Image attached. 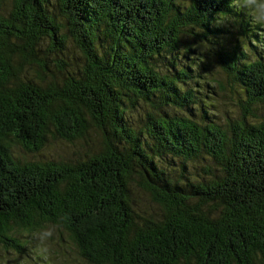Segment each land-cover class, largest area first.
<instances>
[{
	"label": "trees",
	"instance_id": "1",
	"mask_svg": "<svg viewBox=\"0 0 264 264\" xmlns=\"http://www.w3.org/2000/svg\"><path fill=\"white\" fill-rule=\"evenodd\" d=\"M238 1L0 0V248L49 226L96 264H264V57L241 51L264 24Z\"/></svg>",
	"mask_w": 264,
	"mask_h": 264
},
{
	"label": "rangeland",
	"instance_id": "2",
	"mask_svg": "<svg viewBox=\"0 0 264 264\" xmlns=\"http://www.w3.org/2000/svg\"><path fill=\"white\" fill-rule=\"evenodd\" d=\"M260 2H264V0H260ZM246 6L245 0H239L236 3V7L241 8ZM260 14H264V10L259 8ZM233 15L231 14H219L215 20L216 24H225L227 23ZM256 32L249 31V36L252 38L244 40L242 42L241 51L245 52L246 58L249 60H255L259 58L261 55L264 57V38L262 39L261 34L258 36L255 34ZM234 38L228 39L224 37H217L214 41L220 42L221 45H225L226 47L221 48H229V46L234 45ZM214 56L207 59L206 64L209 69L214 70L213 72L204 71V76L202 75L198 79V82L202 84L207 83L211 85H215L217 90H219V74L217 72V66L213 65ZM165 70L166 67L162 66ZM223 77H226L225 74H222ZM202 78V79H201ZM233 91L234 93H232ZM226 92L230 95L240 96L244 93V89L238 85H232L226 89ZM135 97L132 96V102ZM213 98H211L212 100ZM193 103V102H192ZM214 106L211 105V111H213L221 120L222 123H229V117L235 116L237 112V108L234 101H230L228 104H225L221 99H214L211 101ZM195 103L190 104L186 109L194 110ZM87 147L85 141H76L69 143L64 146L68 151H81L84 147ZM181 161H178L177 165L180 166ZM191 176L195 175L194 168H187ZM183 186H187L185 182H179ZM59 227L52 228L49 226H41L34 233H31L30 236L23 235V241L26 249L23 252L18 251L17 249H6L5 247L0 248V258H2L1 264H96L85 257L80 247L78 249L74 240L68 235V232ZM64 231V232H62ZM256 264H259L256 262Z\"/></svg>",
	"mask_w": 264,
	"mask_h": 264
},
{
	"label": "clouds",
	"instance_id": "3",
	"mask_svg": "<svg viewBox=\"0 0 264 264\" xmlns=\"http://www.w3.org/2000/svg\"><path fill=\"white\" fill-rule=\"evenodd\" d=\"M245 3L251 7V4L252 3H258V0H245ZM258 5H259L260 9L264 10V2H260V3H258ZM256 22L264 24V14H261L260 18L256 19Z\"/></svg>",
	"mask_w": 264,
	"mask_h": 264
},
{
	"label": "bare ground",
	"instance_id": "4",
	"mask_svg": "<svg viewBox=\"0 0 264 264\" xmlns=\"http://www.w3.org/2000/svg\"><path fill=\"white\" fill-rule=\"evenodd\" d=\"M241 17V16H240ZM242 18V17H241Z\"/></svg>",
	"mask_w": 264,
	"mask_h": 264
}]
</instances>
